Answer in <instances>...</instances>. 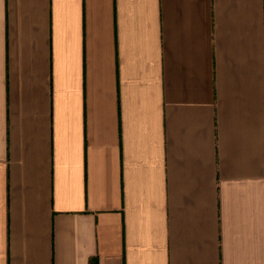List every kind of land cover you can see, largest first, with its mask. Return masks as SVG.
Listing matches in <instances>:
<instances>
[{
	"label": "crops",
	"instance_id": "crops-1",
	"mask_svg": "<svg viewBox=\"0 0 264 264\" xmlns=\"http://www.w3.org/2000/svg\"><path fill=\"white\" fill-rule=\"evenodd\" d=\"M0 264H264V0H0Z\"/></svg>",
	"mask_w": 264,
	"mask_h": 264
}]
</instances>
